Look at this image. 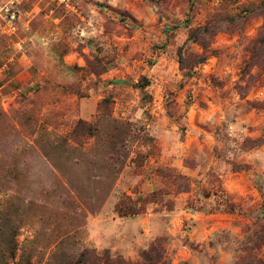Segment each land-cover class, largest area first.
<instances>
[{
    "label": "rangeland",
    "instance_id": "374dc122",
    "mask_svg": "<svg viewBox=\"0 0 264 264\" xmlns=\"http://www.w3.org/2000/svg\"><path fill=\"white\" fill-rule=\"evenodd\" d=\"M260 1L0 0V264L264 259Z\"/></svg>",
    "mask_w": 264,
    "mask_h": 264
},
{
    "label": "trees",
    "instance_id": "16d2710c",
    "mask_svg": "<svg viewBox=\"0 0 264 264\" xmlns=\"http://www.w3.org/2000/svg\"><path fill=\"white\" fill-rule=\"evenodd\" d=\"M255 6L259 10V12L261 14H263V16H264V0L260 1ZM200 30H201L200 28H196V29L192 30L190 37L193 38L194 40H200L201 41L200 37H198ZM259 42H261V44L264 45V37H262ZM260 47L261 46L258 47L257 51L261 50ZM256 55H258L257 52L255 53V56ZM200 59H201V61H203L204 57H202ZM0 84H1L0 86L4 85L3 83H0ZM149 84H150L149 79L147 77H143L142 80L138 83V87L141 88V90L144 92L146 87ZM108 101H109V99L106 98L103 100L102 104H104V103L106 104ZM82 123H83V121L80 120L79 125ZM184 190H188V189L186 188ZM219 208H220V210L231 212V213H234L238 210L236 203H234L233 201H230V200H228V204L222 205ZM263 232H264V229H263ZM87 254H88V251L84 252L75 264H87L88 263ZM235 264H264V259L259 257V255L255 254L254 252L253 253L249 252L247 256H240L239 260H237Z\"/></svg>",
    "mask_w": 264,
    "mask_h": 264
},
{
    "label": "crops",
    "instance_id": "0c3cea01",
    "mask_svg": "<svg viewBox=\"0 0 264 264\" xmlns=\"http://www.w3.org/2000/svg\"><path fill=\"white\" fill-rule=\"evenodd\" d=\"M187 215L190 216L191 218H195L194 220H197V218H202L203 217V215H191L189 213H187ZM141 228L144 229V227H138V231L139 232L141 231ZM215 230H219V228H215V227H195L194 231L189 233V235H190L191 240H197L199 242V241H204L207 238H209L210 234L212 232H214ZM170 231L175 233L176 229H170ZM197 231H198V233H196ZM221 264H228V263L223 258V260L221 261Z\"/></svg>",
    "mask_w": 264,
    "mask_h": 264
},
{
    "label": "built area",
    "instance_id": "2783aa9c",
    "mask_svg": "<svg viewBox=\"0 0 264 264\" xmlns=\"http://www.w3.org/2000/svg\"><path fill=\"white\" fill-rule=\"evenodd\" d=\"M58 1L60 4H63V5H66L67 7H70V1L71 0H56ZM16 1H12L11 2V7L10 6H5L2 8V10H4L5 14H7V17H8V21H9V24H11V27L10 29H13L15 30L16 29V26H15V21L17 19V10L16 11H13L12 9L14 8V6H16Z\"/></svg>",
    "mask_w": 264,
    "mask_h": 264
}]
</instances>
